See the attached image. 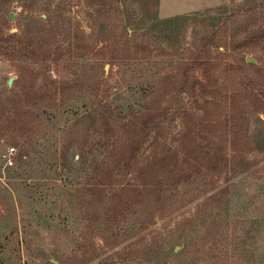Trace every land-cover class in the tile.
I'll return each instance as SVG.
<instances>
[{
    "label": "rangeland",
    "instance_id": "374dc122",
    "mask_svg": "<svg viewBox=\"0 0 264 264\" xmlns=\"http://www.w3.org/2000/svg\"><path fill=\"white\" fill-rule=\"evenodd\" d=\"M245 8L264 26V0H0V45L11 47V41H2L20 35L26 27L37 29L32 21L43 18L53 22L38 26L44 36L52 33L56 48L63 52L57 62L46 65L18 55L13 59L0 55V110L2 104L30 93L32 77L23 83L19 79L25 65L39 66L36 84L44 85L48 76L57 80L99 77L101 99L124 109H139L154 97L162 79L179 80L190 58H207L209 50L216 58L221 88L232 90L249 80L260 85L264 51L259 45L234 49L232 41L237 11ZM78 28L85 42L97 45L95 52L68 54ZM118 40L122 44L128 40L134 50L139 46L137 58L152 51L151 59L113 61L111 43ZM247 58L257 64L248 63ZM202 73L195 71L197 76ZM86 86L67 91L58 107L47 108L49 100L44 99L35 111L39 125L34 130L28 119H22L19 127H9L0 119V264H97L104 259L113 264H193L196 260L199 264H264V113H251L249 135L254 146L246 158L252 167L232 181L226 211L218 207L210 211L197 231L186 227L210 196L230 184L223 179L200 180L185 188L177 207L148 229L141 230L135 217L119 236V247L109 248L99 237L88 240L87 220L72 197L84 172L69 174L59 161L68 127L93 105ZM172 88H163L161 108L169 113L177 107L192 109L194 103L188 98L180 101L170 96ZM185 118L176 117L170 130L177 132ZM10 148L16 150L14 165L7 167L4 155ZM23 152L26 158L21 163ZM72 153L76 162L78 153ZM211 225L217 229L215 234L210 232ZM180 226L186 231L180 233ZM212 235L221 238L216 247L209 241Z\"/></svg>",
    "mask_w": 264,
    "mask_h": 264
},
{
    "label": "trees",
    "instance_id": "16d2710c",
    "mask_svg": "<svg viewBox=\"0 0 264 264\" xmlns=\"http://www.w3.org/2000/svg\"><path fill=\"white\" fill-rule=\"evenodd\" d=\"M236 18L232 27L234 49L245 50L259 45L264 51V26L259 24V17L245 8L237 11ZM46 22L51 24L53 21L38 18L32 21L37 29L26 27L20 35L12 34L4 39L2 43L11 41L12 44L11 47L0 45V55H5L6 59L18 55L23 57L19 58L21 60L29 59L45 65L49 61L57 62L63 55L62 50L56 48L52 33L44 36L38 26ZM55 27L59 29L60 24L57 22ZM79 31L78 28L67 49L68 54L85 56L95 52L97 45L85 42ZM0 33L3 34L1 29ZM127 41L124 44L119 40L111 43L113 61L151 59L152 51L149 50L143 58H137L139 46L134 50ZM212 53L209 50L207 58H190L183 66L179 80L170 76L162 79L154 97L139 109H124L104 102L98 95L99 77L92 80L78 75L72 80H57L48 76L43 85L35 83L41 73L38 65H25L19 71L21 83L32 77L33 86L25 96L2 104L0 119H5L9 127H19L22 119H28L33 124L31 130L36 129L39 122L35 111L47 99V108L58 107L67 91L81 85L87 84L85 90L94 97L87 113L75 118L68 127L59 155L63 171L69 174L84 172V180L74 186L72 197L81 209V216L87 220L88 240L99 237L107 247H119L122 243L119 236L135 217L139 218L141 230L148 229L177 207L185 188L200 180L223 179L230 184L219 194L210 196L186 227L197 231L205 225L210 211L216 207L221 212L226 211L232 181L252 167L246 158V153L254 146L249 123L251 113H264V82L258 85L249 80L232 90L221 88L220 73ZM250 67L260 72L256 66ZM100 69L103 70V66L100 65ZM197 70L203 73L197 76ZM166 86H173L171 97L180 101L185 97L191 100L194 103L192 109L177 107L169 113L161 108L158 103L165 97L163 88ZM183 116L186 117L185 123L173 133L171 123L176 117ZM222 127L226 128L224 132ZM10 149L15 153V148ZM74 150L78 153L76 162ZM25 153L19 155V162L24 163ZM186 227L180 226V233L185 232ZM209 229L214 234L217 231L213 225ZM219 238L209 237L212 247L218 245ZM123 259H126L122 261L125 263L130 261ZM199 262L196 260L193 264ZM97 264L113 262L104 259Z\"/></svg>",
    "mask_w": 264,
    "mask_h": 264
},
{
    "label": "built area",
    "instance_id": "2783aa9c",
    "mask_svg": "<svg viewBox=\"0 0 264 264\" xmlns=\"http://www.w3.org/2000/svg\"><path fill=\"white\" fill-rule=\"evenodd\" d=\"M14 155V149H10V151L4 155V159L6 161V166L7 167H12L14 165V161L12 156Z\"/></svg>",
    "mask_w": 264,
    "mask_h": 264
},
{
    "label": "water",
    "instance_id": "95a60500",
    "mask_svg": "<svg viewBox=\"0 0 264 264\" xmlns=\"http://www.w3.org/2000/svg\"><path fill=\"white\" fill-rule=\"evenodd\" d=\"M9 19H10V20H13V18H12L11 15L9 16ZM247 62H248V63H251V64H253V65H256V64H257L256 60H255V59H252V58H247ZM10 84H11V82H10Z\"/></svg>",
    "mask_w": 264,
    "mask_h": 264
}]
</instances>
